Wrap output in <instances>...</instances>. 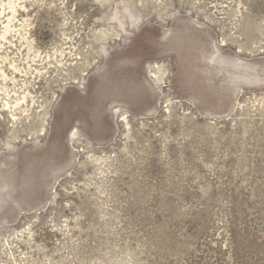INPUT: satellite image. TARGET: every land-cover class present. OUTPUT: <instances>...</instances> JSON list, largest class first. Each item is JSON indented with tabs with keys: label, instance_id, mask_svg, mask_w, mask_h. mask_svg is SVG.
Returning <instances> with one entry per match:
<instances>
[{
	"label": "rangeland",
	"instance_id": "rangeland-1",
	"mask_svg": "<svg viewBox=\"0 0 264 264\" xmlns=\"http://www.w3.org/2000/svg\"><path fill=\"white\" fill-rule=\"evenodd\" d=\"M0 264H264V0H0Z\"/></svg>",
	"mask_w": 264,
	"mask_h": 264
},
{
	"label": "bare ground",
	"instance_id": "bare-ground-1",
	"mask_svg": "<svg viewBox=\"0 0 264 264\" xmlns=\"http://www.w3.org/2000/svg\"><path fill=\"white\" fill-rule=\"evenodd\" d=\"M105 2V1H104ZM105 30V29H104ZM118 39V38H117ZM156 67V66H155ZM152 73V72H151ZM22 99V98H21ZM7 105V104H6ZM19 105V101L17 100L16 101V103H15V106H18ZM9 108H10V106H9ZM11 117H12V119L14 120V122H16L17 121V118H16V116L12 113L11 114ZM41 130H44V127L42 126L41 127Z\"/></svg>",
	"mask_w": 264,
	"mask_h": 264
}]
</instances>
